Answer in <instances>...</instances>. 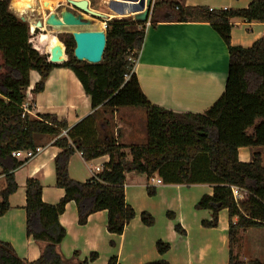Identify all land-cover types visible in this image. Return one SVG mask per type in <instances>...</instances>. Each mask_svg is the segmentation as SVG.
I'll return each mask as SVG.
<instances>
[{
	"label": "trees",
	"instance_id": "16d2710c",
	"mask_svg": "<svg viewBox=\"0 0 264 264\" xmlns=\"http://www.w3.org/2000/svg\"><path fill=\"white\" fill-rule=\"evenodd\" d=\"M9 4L10 0H0V177L4 179L0 216L11 209L8 197L18 188L14 171L28 162L13 154L41 147L43 137L51 139V145L58 149L54 158L55 187L62 189L64 195L56 204H46L41 199L39 180H26V236L37 244L40 256L28 262L20 259L10 244L0 241V264L68 263L58 251L66 236L59 217L71 202L77 210L79 226H84L90 215L105 211L107 233L121 236L135 217L134 209L125 202L128 174L144 175L148 180L157 176L168 185H210L212 195H203L195 205L196 210L211 213L210 220L201 222L202 227H217L218 213L227 210L228 264H264L258 260L244 262L240 257L242 235L250 229L264 231V162L260 152H253L247 163L240 162L237 154L242 147H264V37L246 48L230 44L231 20L264 24V0H253L243 9L152 5L150 26L169 20L207 22L227 47L224 91L201 114L175 113L153 105L141 91L134 72L124 78L129 55L136 61L139 58L146 23L135 22L132 17L108 21L104 54L96 65L77 61L73 57V38L65 36L60 40L67 60L52 64L44 55L32 52L28 23L19 20ZM35 49L40 50L37 46ZM55 68L70 70L90 101L91 113L73 126L56 115H32L21 108L26 102L30 72L40 77L32 89L36 94L43 91L45 80ZM124 108L144 112L143 144L119 142L112 117ZM76 153L85 162L103 156H108L109 161L103 164L102 172L79 182L68 175L69 159ZM232 187L245 192V198L236 201ZM146 192L153 197L156 189L148 185ZM166 215L174 218L172 213ZM140 221L146 227L155 222L147 212L140 213ZM174 230L181 236L185 234L177 224ZM114 244L110 242L111 246ZM155 249L164 256L170 245L158 240ZM97 258V253H90L75 264L91 263ZM107 264H119L117 257H111ZM144 264L169 263L159 259Z\"/></svg>",
	"mask_w": 264,
	"mask_h": 264
},
{
	"label": "crops",
	"instance_id": "0c3cea01",
	"mask_svg": "<svg viewBox=\"0 0 264 264\" xmlns=\"http://www.w3.org/2000/svg\"><path fill=\"white\" fill-rule=\"evenodd\" d=\"M57 5L69 1L53 0ZM253 0H153L154 3H173L180 6H204L209 9H243ZM26 0L13 3V12L24 11ZM29 2V1H27ZM165 8L163 9V11ZM162 11V13H163ZM78 12V11H77ZM19 13V12H17ZM161 13V14H162ZM82 17L87 16L78 12ZM112 14V12H111ZM114 14V13H113ZM109 19L113 16L106 15ZM90 18L89 16H87ZM84 19V18H83ZM97 20V19H93ZM100 21H103L100 19ZM230 44L250 47L256 40L264 37V24L231 20ZM228 51L220 35L207 22L176 23L159 21L147 25L145 37L135 65L139 87L146 98L153 104L175 113L201 114L205 112L223 93L228 69ZM1 64V60H0ZM40 77L30 72V84L26 91V103L34 114H53L65 119L73 126L80 119L91 113L89 98L83 92L81 84L70 70L55 68L44 82L43 91L34 94L32 89ZM136 109H119L114 112L112 122L114 131L119 134L122 144H143L145 142V115L143 125L138 126L131 119ZM51 139L43 137L40 141L42 151L34 159L14 171L17 190L8 197L11 209L0 216V241L8 243L16 255L28 262L40 256L37 244L26 236L25 182L36 178L42 185L41 199L54 205L64 195L62 189L55 187L54 158L58 149L51 145ZM253 152H260L264 162V147H242L237 151L238 160L250 162ZM109 161L103 156L85 162L80 154H73L68 162V175L72 180H89L94 166H101ZM157 176L147 179L144 175L128 174L124 184L125 202L135 211V217L127 224L121 236H111L106 230V212L90 215L84 226L77 223V210L74 203H68L59 217V224L65 229L66 236L58 247L66 264L81 262L90 253H97L98 258L87 264H107L115 256L119 264H144L163 259L169 264H228V213H218L215 228H204L203 220H210L208 210H196L195 205L203 195H212L213 189L208 184L168 185L157 184ZM4 185L0 177V189ZM156 189V194L149 197L146 187ZM147 212L154 218V225L144 226L140 213ZM172 213L174 218L167 217ZM179 225L184 231L179 235L174 226ZM257 234L262 237L264 231L250 229L243 235L249 248L248 257L240 252L241 259L259 260L251 248ZM170 245L164 256H159L155 249L156 241ZM250 240V241H249ZM113 241L114 246L110 245ZM241 251V250H240ZM76 256L73 257V254ZM253 257V258H252Z\"/></svg>",
	"mask_w": 264,
	"mask_h": 264
},
{
	"label": "water",
	"instance_id": "95a60500",
	"mask_svg": "<svg viewBox=\"0 0 264 264\" xmlns=\"http://www.w3.org/2000/svg\"><path fill=\"white\" fill-rule=\"evenodd\" d=\"M69 2L73 6L82 9V11L87 10L95 16L104 17L103 15H107L91 9L88 0H74ZM23 5L29 9L31 8L30 3ZM152 5L153 0H109L107 9L116 16L123 18L132 17L135 22L146 23ZM14 15L22 22L28 23L30 35L29 44L31 45L32 52L44 55L47 62L52 64H61L67 60L64 44L55 39L58 31L69 32L72 36L75 44L73 57L77 61L86 62L90 65L99 64L102 61L106 45V22L115 19V17L108 19L105 22V28L100 29V25L83 22L81 15L69 10L63 11L60 15L50 12L45 17V20L34 17L27 18L17 12H14ZM61 17L63 18L62 24H60ZM43 25H46L53 31L51 37H54V43L50 44L49 39H47L48 35L39 33ZM36 45L41 46L40 50L35 49Z\"/></svg>",
	"mask_w": 264,
	"mask_h": 264
},
{
	"label": "rangeland",
	"instance_id": "374dc122",
	"mask_svg": "<svg viewBox=\"0 0 264 264\" xmlns=\"http://www.w3.org/2000/svg\"><path fill=\"white\" fill-rule=\"evenodd\" d=\"M17 1L18 0H10V4L9 5H10V10L12 12L15 10L13 8V3H16ZM27 1H29V2H27ZM52 1L53 0H26L25 3H30L31 4V8L30 9L28 8L27 10H24L23 14L22 13H19V14L23 15V16H25L27 18L34 17V18H39L41 20H45V17L50 12H54L57 15H60L63 11H65V10L68 11L69 10L71 12H74L75 14H78V12H77L78 10L76 9L75 6L70 5V4L66 3V2L57 5L58 2H55V1L52 2ZM88 1H89L91 9H93L95 11H98V12H101V13L110 14L113 17H115V19H117V20L123 19V17H121V16H116L113 13L111 14V11H109L107 9V3H108L109 0H88ZM44 2L46 3L45 5L43 4ZM49 2H52V4H50L51 7L49 5ZM25 3H23V4H25ZM83 18L90 20L92 25H97L96 23H98V22H100V24L103 23V21H100L98 19L97 20H93V18H88L87 16H83ZM111 20H114V19H111ZM104 26H105V23H104ZM104 26H103L102 29L105 28ZM52 32L53 31L51 30V28L47 27L46 25L43 26V30L39 31V33H44V34L48 35V37L47 36L46 37H47V39H49L50 44L54 43V41H55L54 37H51L53 35ZM68 35H70L69 32L58 31L56 33V35H55L56 36L55 39H57L59 42H61L60 39L64 38L65 36H68ZM36 46L39 49L41 48L40 45H36ZM135 113H136V115L134 117H132L131 120L133 122H135L138 126H142L143 125V120H144L142 113H144V112L142 110H137ZM243 237H246V236L242 235V238H241V251L240 252L246 258V257H248V255H250V253H249V248L247 246V242L245 241L246 238H244V240H243ZM252 238H256L257 239V240L254 241V243L257 244V245H255V246H253L251 248L253 250V251H251V253L254 252L255 254H257V257L260 258L258 261L264 262V248H262L263 247L262 237H259V235L255 234L254 237H252ZM249 261H255V260L252 259V260H249ZM249 261H246V262H249Z\"/></svg>",
	"mask_w": 264,
	"mask_h": 264
},
{
	"label": "built area",
	"instance_id": "2783aa9c",
	"mask_svg": "<svg viewBox=\"0 0 264 264\" xmlns=\"http://www.w3.org/2000/svg\"><path fill=\"white\" fill-rule=\"evenodd\" d=\"M150 16H151V9H150V14H149L147 22H146V26L149 25ZM136 62L137 61L135 59H133L132 54L129 55V57L127 58L128 73L124 75L125 79H128L129 78V74L134 72ZM21 108H22L23 112H27V113H30V114L32 113V111L29 108V105L26 102L21 105ZM41 151H42V148L41 147H37L34 150L15 152L13 154V156L18 158V159L30 161V160L34 159L38 154H40ZM102 171H103V165L94 166L92 168V175L94 176V175H96V174H98V173H100ZM151 181H153V178H151ZM155 182L157 184H161L162 183V181L160 179H156ZM231 190H232L233 197H234V199L236 201H241L246 196L245 192L241 191L240 189H238L236 187H232Z\"/></svg>",
	"mask_w": 264,
	"mask_h": 264
},
{
	"label": "bare ground",
	"instance_id": "6f19581e",
	"mask_svg": "<svg viewBox=\"0 0 264 264\" xmlns=\"http://www.w3.org/2000/svg\"><path fill=\"white\" fill-rule=\"evenodd\" d=\"M52 2H53V1H52ZM52 2H49V5L52 4ZM44 3H45V2H44ZM44 3H43V4H44ZM50 7H51V5H50ZM76 9L78 10V12L84 13V14H86L87 16H89L90 18L98 19V20H100V19L104 20V22L101 23V24H100V22L96 23L97 25H100V29L103 28L104 23L109 19L106 15H103L104 17H99V16H95V15H93V14H90L87 10L82 11V9H79V8H77V7H76ZM17 12L23 14V11H21V9H20V10H17ZM79 15H80V14H79ZM83 22H88V23L91 24V21L88 20V19H83ZM83 22H82V23H83ZM62 23H63V18L61 17V19H60V24H62ZM60 24H59V25H60ZM43 26H44V25H43ZM59 28H60V27H59ZM41 30H43V27L41 28Z\"/></svg>",
	"mask_w": 264,
	"mask_h": 264
}]
</instances>
